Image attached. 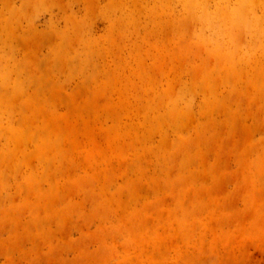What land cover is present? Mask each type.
Returning <instances> with one entry per match:
<instances>
[{"label": "rangeland", "instance_id": "obj_1", "mask_svg": "<svg viewBox=\"0 0 264 264\" xmlns=\"http://www.w3.org/2000/svg\"><path fill=\"white\" fill-rule=\"evenodd\" d=\"M0 264H264V0H0Z\"/></svg>", "mask_w": 264, "mask_h": 264}]
</instances>
